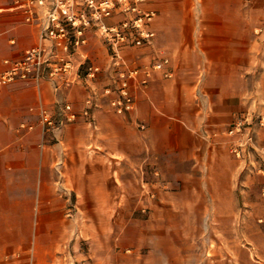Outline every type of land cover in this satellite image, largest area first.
<instances>
[{
    "label": "crops",
    "instance_id": "1",
    "mask_svg": "<svg viewBox=\"0 0 264 264\" xmlns=\"http://www.w3.org/2000/svg\"><path fill=\"white\" fill-rule=\"evenodd\" d=\"M143 6L157 12L154 44L171 56L174 76L158 74L148 86L136 89V107L128 117L105 104L93 110L94 124L81 113L75 122L54 134L43 133L31 107L53 108L56 101L72 99L82 112L84 96L92 91L89 87H101L107 78L59 92L49 81H17L1 88L0 260L13 258L12 251L8 252L15 226L11 218L15 210H20L15 206L29 202L24 199L26 188H33L40 210L55 204L57 179H75L77 171L86 169L82 178L93 180L94 171H87L86 165L99 161L119 163L131 157L141 168L158 161L171 166L187 162L195 169L222 164V150H229L230 142L223 131L236 115L243 114L248 100L254 97L251 72L255 52L264 47L259 42L264 35L260 32L264 31V0H149ZM37 41V26L24 20L15 9V0H0V68L4 58L20 57ZM151 54L150 49L134 50L133 58L148 61ZM86 57L103 67L110 61L107 48L94 31L88 32V43L77 55L81 61ZM30 123L35 125L33 129L23 126ZM138 123L145 129H138ZM129 131H133V137L127 136ZM260 138L261 132L255 151L264 157ZM255 151L249 163H255ZM222 169L227 174L223 177L225 186L221 187V175L216 172L210 194L214 206H222L218 199L224 196L232 208L238 192L231 182L238 169ZM102 179H108L107 174ZM90 185L81 190L82 195H95L93 183ZM106 189L102 188L101 196L111 195ZM194 256L189 250L187 258Z\"/></svg>",
    "mask_w": 264,
    "mask_h": 264
},
{
    "label": "rangeland",
    "instance_id": "2",
    "mask_svg": "<svg viewBox=\"0 0 264 264\" xmlns=\"http://www.w3.org/2000/svg\"><path fill=\"white\" fill-rule=\"evenodd\" d=\"M262 26L264 30V22ZM259 42L264 45V35ZM131 51L127 56L133 58ZM255 56L254 97L239 115H253L256 142L261 132L264 144V125L258 122L264 114V47ZM108 73L99 79L107 78L109 83ZM100 91L94 107L107 104L112 109L109 97ZM89 93L82 112L68 99L78 115H83ZM133 111L120 115L128 117ZM136 127L145 129L140 123ZM133 135V131L127 133ZM253 151L241 164L223 148L222 164L215 165L223 173L214 165L195 169L187 162L171 166L158 161L141 168L131 157L120 158L119 163L88 164L93 180L82 178L86 169L77 171L75 179L61 176L56 181L55 204L40 210L33 188H26L24 199L29 202L15 206L20 210L11 218L15 226L8 252L13 258L0 264H264V157L255 151V163H249ZM235 163L238 174L231 185L238 192L237 204L231 208L222 196L218 199L222 206H214L213 178L220 173L221 187L225 186L227 174L222 168L237 171ZM106 174L108 179L103 180ZM91 182L95 195H82ZM103 187L110 196H101ZM189 250L195 253L193 258H187Z\"/></svg>",
    "mask_w": 264,
    "mask_h": 264
},
{
    "label": "built area",
    "instance_id": "3",
    "mask_svg": "<svg viewBox=\"0 0 264 264\" xmlns=\"http://www.w3.org/2000/svg\"><path fill=\"white\" fill-rule=\"evenodd\" d=\"M149 0H15L27 23L38 28V41L26 48L17 58H4L0 68V90L17 81L39 84L49 81L55 92L79 83L94 84L106 70L110 82L99 88L95 85L87 95L83 115L92 124L94 100L102 90L109 97L117 114L133 111L136 107L135 90L146 87L159 74L174 76L171 56L164 48L155 47L157 31L153 23L154 9L144 8ZM116 16H121L116 18ZM112 20L113 22H109ZM94 31L106 45L110 61L107 67L86 57L77 58L88 43V32ZM150 49L148 61L127 56L131 50ZM108 73V74H109ZM39 116L43 133H52L77 120L78 113L68 99L56 101L53 108L31 107ZM258 122L264 125V114ZM253 115H239L223 131L230 137L229 150L246 161L256 148ZM33 129L34 124H23Z\"/></svg>",
    "mask_w": 264,
    "mask_h": 264
}]
</instances>
